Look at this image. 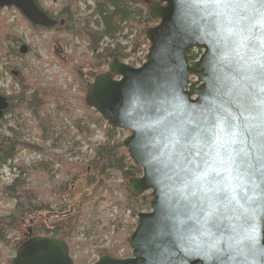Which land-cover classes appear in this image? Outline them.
Wrapping results in <instances>:
<instances>
[{
	"label": "water",
	"instance_id": "obj_1",
	"mask_svg": "<svg viewBox=\"0 0 264 264\" xmlns=\"http://www.w3.org/2000/svg\"><path fill=\"white\" fill-rule=\"evenodd\" d=\"M9 7L34 26L50 28L59 23L34 0H0V8ZM209 11L198 0L153 2L149 14L158 24L145 32L150 44L146 61L132 67L115 58L108 72L89 73L86 104L109 126L130 133L123 146L142 168V176L130 179L129 192L137 198L150 191L153 197L150 212L138 214L129 237L132 256L104 255L94 264H264V200L250 209V224L242 226L238 213L229 212V230L209 232L204 193L185 188L181 180L187 181L186 165L166 147V127L171 122L211 127L214 119L228 112L236 115L229 103L237 98L235 91L229 97L222 85L232 77L239 80L242 73L234 61L229 62L231 53L225 56L223 46L210 35L214 21ZM194 48L201 55L191 61L188 53ZM27 51L28 46L22 45L20 52ZM8 106L7 98L0 95V118ZM251 123L254 136L239 137V147L247 153L258 184L264 180V121L256 118ZM11 264L74 261L66 242L35 236L19 246Z\"/></svg>",
	"mask_w": 264,
	"mask_h": 264
},
{
	"label": "trees",
	"instance_id": "obj_2",
	"mask_svg": "<svg viewBox=\"0 0 264 264\" xmlns=\"http://www.w3.org/2000/svg\"><path fill=\"white\" fill-rule=\"evenodd\" d=\"M34 1L50 18L63 19L65 23L52 28L34 26L16 10L18 24H25L31 28L32 33L37 35L51 34L48 50L52 59H49L48 63L51 66L58 63L67 72V75L72 77V80L68 83L67 89L44 81L41 76L35 82L32 81V78L30 82L27 78L24 83L20 81L21 90L18 94L0 93L9 102L5 114L24 109L43 122L45 117H42V114L45 113L47 117L48 111H50L49 106L53 104L55 111L61 112L71 122L73 128L76 129V135L86 141L94 153L88 164L82 165L69 162L57 154H47L43 150L46 155L60 165V171L65 173L64 175L70 176L68 180H57L51 183L50 189L47 190V201L43 200L40 192L37 193L27 187L25 177L41 176L42 174L47 176L50 174L48 169L43 168L42 163H40V167L18 165V176L2 189V196L6 195L8 199L11 198L15 201L14 208L6 216L0 217V245L10 248L13 252L25 241L35 236H51L68 243L73 233L81 225L90 224L91 215L95 211L97 203L103 200L117 205L120 213L124 210L130 211L133 218L142 210H149L152 199L151 193L134 198L127 191L126 184H117L114 181L117 175L122 176L126 181L135 178L141 173V168L130 159L122 142L116 139L117 129L108 126L103 117L86 104L85 94L91 84L89 73L99 74L101 67L107 66L111 59H121V50L117 45L112 48L109 44L103 52H99L101 40L105 38L114 43L117 33L126 31L129 29L128 27H134L137 29V43L134 44V50L141 44L147 43L146 29L153 27L152 25L157 22L149 14L150 3L155 0H95L93 13L99 17V20L96 21L98 25H102L101 31H95L89 24L82 25L80 21L75 20L74 17L81 0H58L64 3L58 16L52 14V7L51 10L44 8L42 0ZM3 11L0 9V39L3 36L11 35L10 30L12 29L11 24L7 23L9 14H3ZM8 11L11 12V10ZM62 32L88 43L83 58L77 60L75 53H71L66 57V60L60 59L56 52H62L66 45L63 38L60 37ZM15 41H21V39L17 38ZM28 49L33 50L31 46ZM19 53L21 54L20 48ZM8 54V52L2 53L0 50V61L3 56ZM38 58L41 60L39 56ZM188 58L195 61L198 54L190 51ZM11 73L21 75V72L18 71ZM74 87H76L75 90H73ZM76 108H79L80 111L77 112ZM2 119L0 118V121ZM92 125L95 127L94 129H91ZM104 126L105 129H103ZM41 130L43 135L49 136L48 139H54L52 128L45 126ZM97 130H104L105 142L96 144L89 140ZM19 145L16 139L1 138L0 168L14 159ZM23 175L26 176L23 178ZM77 182L85 183L88 190L81 195L78 201L70 202L73 197V188ZM114 191L125 192L126 201L119 200ZM50 197L54 198L53 202L49 201ZM51 205H56L58 211L49 212ZM49 215H53L52 222L49 221ZM107 224L108 230H112L113 240L121 239L118 245L123 246L128 254L130 245L126 234L131 233L136 225L123 221L122 215L110 220ZM123 238L125 241L122 240ZM2 249L4 250V248ZM115 250L112 249L113 252ZM82 259L85 257L83 256Z\"/></svg>",
	"mask_w": 264,
	"mask_h": 264
},
{
	"label": "rangeland",
	"instance_id": "obj_3",
	"mask_svg": "<svg viewBox=\"0 0 264 264\" xmlns=\"http://www.w3.org/2000/svg\"><path fill=\"white\" fill-rule=\"evenodd\" d=\"M42 1L44 8L48 10H51L50 7L52 4L54 7H60V4L54 3L53 0ZM94 8V0H81L78 4V10L74 18L75 20L80 21L82 25L89 24L93 30L101 31L102 25L97 24L96 20H99V17L94 15ZM0 9L4 10L3 14H9L7 23L12 26V29L10 30L11 35L3 36V38L0 39V50L2 53H9L7 56H3L0 61V93H5L6 95H12L14 93L18 94L21 90L20 81L24 83V80L27 78L30 82L32 78V81L35 82L39 76H41L44 81L55 83L56 85H60L64 89H67L68 83L72 80V77L67 75V72L58 63H55L53 66L48 63V60L52 59L48 50L51 34H34L31 32V28L25 24H18V15L14 8ZM8 10H11V12ZM157 22L152 26L157 25ZM128 28L129 29L124 32L117 33L114 43L108 39H102L98 51L103 52L109 44L112 48L114 45H117V47L121 50V59H118L122 63L133 67H139L145 61L148 54L149 44L148 42L141 44L138 48H136V50H134V44L137 43V29L134 27ZM60 37L63 38L66 43L62 52H56L60 59L66 60V57L71 53H75L77 60L83 58V53H85L88 46L86 41L80 40L72 35H67L64 32L60 33ZM17 38L21 39V41H15ZM21 45H26L28 47L31 46L33 50L28 49L25 54H20L19 48ZM191 51L198 54V58L200 57L201 50L194 48ZM38 56L41 60H39ZM197 59H195V61ZM109 65L110 63L107 66H102L100 73L108 72ZM12 71L21 72V75H14L11 73ZM193 81L194 80L191 79V82ZM75 89L76 87L73 88V90ZM15 103L17 102L15 101ZM54 107L55 106L53 104L49 106L50 111H48L47 117L45 113L42 114V117H45L43 118V122L35 118L30 112L24 111V109L7 113L0 121V140L2 137L13 138L20 144L16 149L14 159L4 167L0 168V217L6 216L14 208L15 201L11 198L8 199V196L6 195L2 196V189L4 186L12 183V181L18 176V165H37L40 167V163H42V167H46L48 169L50 174L47 176L40 174L41 176L31 175L30 177H27L25 175V177L23 175V178L25 177L27 187L30 189L32 188L37 193L40 192L43 200L47 201V190L50 189L51 183L57 180H68L70 176L64 175L65 173L60 171V165L50 156L46 155L45 152L50 155H60L69 162L79 163L82 165H87L93 156V149L86 141L76 135V129L73 128L71 122L61 112L55 111ZM76 110L77 112L80 111L79 108H76ZM45 126H49V128L53 129L54 139H48V135H43L41 129ZM94 128L95 127L92 125L91 129ZM103 129H105V126ZM129 135L130 133L128 131L117 129L116 139L120 140L123 145V140ZM89 140L96 144L105 142L104 130H97L95 135L91 136ZM43 150H45V152H43ZM140 176H142V168L141 173L137 177ZM114 180L117 184H126L127 191L129 192L128 184L130 180L126 181L120 175H117ZM73 189V197L70 202L78 201L81 195L88 190V186L85 183L77 182ZM124 193L114 191V194L118 197V199L125 202L126 193ZM149 193L150 191L144 194ZM129 194L131 195L130 192ZM152 200L153 197L151 201ZM49 201L53 202L54 198L50 197ZM116 206L117 205L115 204L108 203L106 200L97 203L96 209L91 215L92 220L90 221V224L87 223V225H81L77 231L73 233L67 245L74 264H94L104 255H110L118 259L131 257V248L127 254L125 248L118 245L120 244L121 239L113 240L112 237L114 236L112 235V230H108L107 223L110 220H114L116 217L122 215L123 221L137 225L139 213L132 218L130 211L124 210L120 213ZM150 210L151 209L142 210L141 212H150ZM57 211L58 207H56V205H51L49 212ZM49 216V221L52 222L53 215ZM135 229L136 228H133L131 233L126 234L128 242L130 235ZM122 240L125 241L124 238ZM2 248H4V250ZM112 249H116L115 252H113ZM14 256L15 251L13 252L10 248L0 245V264H11ZM83 256L85 259H82Z\"/></svg>",
	"mask_w": 264,
	"mask_h": 264
},
{
	"label": "snow or ice",
	"instance_id": "obj_4",
	"mask_svg": "<svg viewBox=\"0 0 264 264\" xmlns=\"http://www.w3.org/2000/svg\"><path fill=\"white\" fill-rule=\"evenodd\" d=\"M198 2L213 18L210 35L223 46L225 56L231 53L229 62L242 73L239 80L232 77L222 85L229 97L235 91L237 98L229 103L236 115L228 112L214 119L211 127L171 122L166 147L186 165L187 181L181 180L185 188L195 187L206 197L207 230L220 232L229 230V212L238 213L242 226L250 224V209L264 200V180L254 182L253 166L239 147V137L254 136L251 121H264V0ZM222 137L227 141L221 143Z\"/></svg>",
	"mask_w": 264,
	"mask_h": 264
},
{
	"label": "flooded vegetation",
	"instance_id": "obj_5",
	"mask_svg": "<svg viewBox=\"0 0 264 264\" xmlns=\"http://www.w3.org/2000/svg\"><path fill=\"white\" fill-rule=\"evenodd\" d=\"M53 2L54 3H59L60 4V7H54L53 6V4H52V14L54 15V16H58V13H59V11H60V9L63 7V2H60V1H58V0H53ZM94 3H95V0H94ZM96 4V3H95ZM50 7V8H51ZM9 8H14V7H9ZM15 10H18V9H16V8H14ZM94 10V9H93ZM19 11V10H18ZM20 12V11H19ZM21 13V12H20ZM22 14V13H21ZM52 19H55V20H57L59 23L57 24V25H59L60 24V22L61 21H63V24L65 23V21L63 20V19H56V18H52ZM60 20V21H59ZM57 25H55V26H57ZM54 27V26H53ZM43 28V27H42ZM50 28H52V27H50Z\"/></svg>",
	"mask_w": 264,
	"mask_h": 264
},
{
	"label": "bare ground",
	"instance_id": "obj_6",
	"mask_svg": "<svg viewBox=\"0 0 264 264\" xmlns=\"http://www.w3.org/2000/svg\"><path fill=\"white\" fill-rule=\"evenodd\" d=\"M148 42V41H147ZM115 181V180H114ZM115 192H118V191H115ZM119 193V192H118Z\"/></svg>",
	"mask_w": 264,
	"mask_h": 264
}]
</instances>
